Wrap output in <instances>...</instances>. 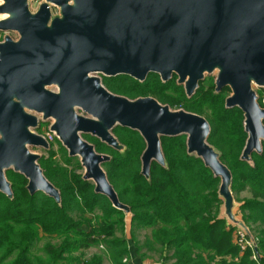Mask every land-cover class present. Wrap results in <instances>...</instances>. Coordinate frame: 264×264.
I'll use <instances>...</instances> for the list:
<instances>
[{"label":"water","instance_id":"95a60500","mask_svg":"<svg viewBox=\"0 0 264 264\" xmlns=\"http://www.w3.org/2000/svg\"><path fill=\"white\" fill-rule=\"evenodd\" d=\"M52 4L61 15L52 18ZM3 13L11 15L0 19V30L17 31L19 38L7 35L0 42L1 192L13 196L6 175L13 169L26 176L30 193L43 191L60 201L59 189L39 164L41 155L29 149L51 147L32 130L39 123L36 113H42L53 119L50 130L69 154L81 158L84 178L126 211L102 166L110 155L98 152L84 134L121 149L113 128L138 130L146 141L145 176L154 160L165 163L161 137L186 134L188 152L221 177L225 214L245 226L233 213L231 171L208 142L209 121L153 96L116 94L102 76L144 81L154 72L168 81L176 74L191 96L207 73L219 69L216 90L229 86L226 106L244 112L248 138L242 158L249 159L264 142V107L253 87L264 88V0H45L37 11L29 0H0Z\"/></svg>","mask_w":264,"mask_h":264},{"label":"trees","instance_id":"16d2710c","mask_svg":"<svg viewBox=\"0 0 264 264\" xmlns=\"http://www.w3.org/2000/svg\"><path fill=\"white\" fill-rule=\"evenodd\" d=\"M177 79L174 74L163 81L160 74L151 72L144 81L120 74L103 76V83L116 94L131 99L153 96L174 110L198 113L209 121L208 142L231 171L234 201L235 193H251L239 201V209L241 220L255 238L258 259L253 258L252 248L241 251L236 244V223L225 214L219 191L221 177L200 156L188 152L186 134L161 137L165 163L154 160L150 175L145 176L141 159L144 137L136 129L116 125L112 131L121 149L90 134L84 137L98 152L110 155L103 169L129 211L96 192L95 183L84 178L81 158L71 156L57 139L59 150L50 144L47 155L38 161L59 189L60 201L43 191L30 193L23 173L6 171L13 196L0 191V264H103L100 254L84 260L75 256L78 250L101 244L111 264H134L125 260L131 257L128 214L133 239L137 229H152L147 245L160 247L161 264H264V142L261 152L243 159L248 138L245 115L238 106H226L231 88L217 91L216 78L207 76L188 96ZM257 93L264 107V88ZM52 236L59 240L48 239L38 248L43 237Z\"/></svg>","mask_w":264,"mask_h":264},{"label":"rangeland","instance_id":"374dc122","mask_svg":"<svg viewBox=\"0 0 264 264\" xmlns=\"http://www.w3.org/2000/svg\"><path fill=\"white\" fill-rule=\"evenodd\" d=\"M45 0H29V7L32 11H36V9L38 8V6ZM53 5V4H52ZM53 14L54 15H59L60 14V8L56 5H53ZM3 18V16H0V19ZM19 33L17 31H4V30H0V39H4L5 36L10 35L12 38H18ZM219 73V69H215L212 73H207L206 77H212V78H216L218 76ZM99 76H101V74H98ZM254 89L259 90L261 87L253 84ZM48 88L52 89V90H56V86L55 85H50L48 86ZM231 95V94H230ZM80 113H83L82 110H79ZM36 113V112H35ZM40 118L41 121L44 118L42 113H36ZM53 123V119L52 118H47L46 120H44L43 124L41 127H33L32 130L37 132V133H46L49 128L51 127ZM52 148L56 151L59 150V145L57 143V140L52 142ZM29 149L34 152L37 153L39 155H47V149L44 147H38V146H34V145H29ZM57 159L59 160L60 155H57ZM85 171V170H84ZM251 193L248 190H244L238 193H235V206L233 208V213L236 215L237 218L242 219V215L239 209V204L241 202H239L240 200L246 198V197H250ZM90 217H92V214H89ZM130 218L131 215L128 214L127 215V238L129 241V245H130V249H131V257L127 260L128 262H132L134 264H161L163 262V258L161 257V249L159 246H154L155 249H152L149 247V245H147V237H150L151 235V228H139L137 229V231H135V239L132 238L131 236V232H130ZM84 229H87V225L83 226ZM237 230V226H235V231H234V239L235 238V234ZM252 234V233H251ZM52 240L53 242H57L59 239L52 236V237H43L42 240L40 241L38 248H41L44 245V242L46 240ZM138 241V243H137ZM254 250V249H253ZM42 253V251H41ZM102 255L103 256V264H111V261L109 259V255L106 252V250L104 249V247L101 245H93L87 249H81L75 252V256H79L82 257V259H91L94 255ZM142 254L145 255V258L142 257Z\"/></svg>","mask_w":264,"mask_h":264},{"label":"built area","instance_id":"2783aa9c","mask_svg":"<svg viewBox=\"0 0 264 264\" xmlns=\"http://www.w3.org/2000/svg\"><path fill=\"white\" fill-rule=\"evenodd\" d=\"M41 135H43L50 144H52L53 141L59 139L56 132L51 130L47 131L46 133H42ZM236 226H237V230H236L237 232L235 234L236 244L239 245L241 251H246L248 248L254 249L253 258L258 259V254L256 252V241L254 236L251 234V232L246 226H243L241 224H236Z\"/></svg>","mask_w":264,"mask_h":264},{"label":"flooded vegetation","instance_id":"af4514ba","mask_svg":"<svg viewBox=\"0 0 264 264\" xmlns=\"http://www.w3.org/2000/svg\"><path fill=\"white\" fill-rule=\"evenodd\" d=\"M39 6H40V5H39ZM39 6H38V8H39ZM38 8L36 9V11L38 10ZM51 10H52V18L58 16V15H54V14H53V5H51ZM59 15H61V9H60V14H59ZM18 35H19V34H18ZM18 38H19V36H18ZM18 38H15V40L18 39ZM3 40H4V39H0V42L3 41ZM102 77H103V76H102ZM104 85H105V84H104ZM38 117H39V116H38ZM48 119H49V118H48ZM44 120H46V119L43 118L42 121H41V118L39 117V123H38L37 127H41L42 124H43V122H44ZM49 130H50V129H49ZM49 130H48V131H49Z\"/></svg>","mask_w":264,"mask_h":264},{"label":"bare ground","instance_id":"6f19581e","mask_svg":"<svg viewBox=\"0 0 264 264\" xmlns=\"http://www.w3.org/2000/svg\"><path fill=\"white\" fill-rule=\"evenodd\" d=\"M10 15H11L10 13H3V14H1L0 16L8 17V16H10ZM261 139H263V137H261Z\"/></svg>","mask_w":264,"mask_h":264}]
</instances>
